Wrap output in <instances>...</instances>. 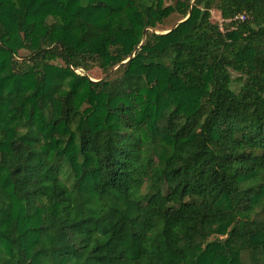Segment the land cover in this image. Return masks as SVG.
<instances>
[{"label": "trees", "instance_id": "1", "mask_svg": "<svg viewBox=\"0 0 264 264\" xmlns=\"http://www.w3.org/2000/svg\"><path fill=\"white\" fill-rule=\"evenodd\" d=\"M172 1L0 0V264H264V0Z\"/></svg>", "mask_w": 264, "mask_h": 264}, {"label": "rangeland", "instance_id": "2", "mask_svg": "<svg viewBox=\"0 0 264 264\" xmlns=\"http://www.w3.org/2000/svg\"><path fill=\"white\" fill-rule=\"evenodd\" d=\"M172 3H173L172 0H166V4H167V5H170V4H172ZM174 17L176 18V20H178V19L181 18V16H179L178 14H174ZM176 20H175V19H173V21H172V19H171V20H168L167 23H166L164 26H162V27H158V30H161V31H162V30H166V29H168V27H172V25H174V21H176ZM212 21H213L214 23L219 24V25L221 26L222 29H225L226 22L223 21V19L221 18L220 13H219L217 10H213V11H212ZM78 72H79L80 74H84V72H82V71H81V72L78 71ZM87 75H88L91 79L96 80V81L105 78V75L103 74V72H101V71L98 70V69H95L93 72H90V73H88ZM237 76H238V74L233 73V77H234V78L237 77Z\"/></svg>", "mask_w": 264, "mask_h": 264}, {"label": "built area", "instance_id": "3", "mask_svg": "<svg viewBox=\"0 0 264 264\" xmlns=\"http://www.w3.org/2000/svg\"><path fill=\"white\" fill-rule=\"evenodd\" d=\"M245 20V15L237 16L234 21Z\"/></svg>", "mask_w": 264, "mask_h": 264}, {"label": "water", "instance_id": "4", "mask_svg": "<svg viewBox=\"0 0 264 264\" xmlns=\"http://www.w3.org/2000/svg\"><path fill=\"white\" fill-rule=\"evenodd\" d=\"M188 18H189V16H188ZM188 18H186L185 20H187ZM185 20H184V21H185ZM182 22H183V21H182ZM176 27H177V25H176L173 29H175ZM92 81H93V80H92Z\"/></svg>", "mask_w": 264, "mask_h": 264}]
</instances>
